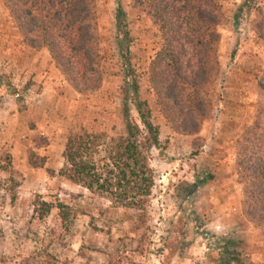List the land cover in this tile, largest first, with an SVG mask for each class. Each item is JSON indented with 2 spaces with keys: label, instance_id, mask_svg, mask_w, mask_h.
Returning a JSON list of instances; mask_svg holds the SVG:
<instances>
[{
  "label": "rangeland",
  "instance_id": "1",
  "mask_svg": "<svg viewBox=\"0 0 264 264\" xmlns=\"http://www.w3.org/2000/svg\"><path fill=\"white\" fill-rule=\"evenodd\" d=\"M120 1L139 99L148 103L160 128V145L150 160L157 180L149 212L114 207L60 176L70 132L116 136L126 130V70L115 39V0H97L107 75L101 89L87 94L50 66L47 49L23 43L0 1V259L3 264H216L220 253L232 249L221 241L228 238L237 244L240 264H264V227L245 218L239 180L252 153L264 162V0L220 1L221 69L212 114L197 137L175 134L158 111L145 72L160 47L157 29L132 0ZM195 69V61H187L184 73L191 77ZM32 153L46 158L42 167L31 165ZM206 175L212 178L189 194L191 183ZM40 201L65 204L75 214L66 224L57 209L40 219L35 212Z\"/></svg>",
  "mask_w": 264,
  "mask_h": 264
},
{
  "label": "trees",
  "instance_id": "2",
  "mask_svg": "<svg viewBox=\"0 0 264 264\" xmlns=\"http://www.w3.org/2000/svg\"><path fill=\"white\" fill-rule=\"evenodd\" d=\"M0 1L23 43L36 51L47 49L55 67L77 92L101 89L107 71L100 46L97 0ZM220 1L132 0L133 8L144 13L157 29L160 47L145 72L158 111L177 135L197 137L214 108L212 94L221 69V35L217 30L223 20ZM115 3V39L126 70V95L122 98L126 130L116 136L86 130L70 132L60 176L107 199L114 207L146 216L157 180L150 160L152 151L160 145V128L152 120L148 103L139 99L138 75L130 64L127 14L120 0ZM191 60L196 69L189 77L184 72L186 62ZM252 154L239 169L244 185L241 206L248 222L264 227V162L258 154ZM5 159L11 163L9 154ZM30 162L33 167H42L46 158L32 153ZM210 177L191 183L189 194ZM53 209H57L63 224L75 214L65 204L45 201H40L35 212L44 219ZM221 241L224 249H232L220 253L216 264H240L237 244L228 238Z\"/></svg>",
  "mask_w": 264,
  "mask_h": 264
},
{
  "label": "crops",
  "instance_id": "3",
  "mask_svg": "<svg viewBox=\"0 0 264 264\" xmlns=\"http://www.w3.org/2000/svg\"><path fill=\"white\" fill-rule=\"evenodd\" d=\"M54 65V63H52L50 66L52 67ZM55 66V65H54ZM56 68V67H55ZM226 215H223L225 218L226 217H228L229 219H230V216L227 214V213H225ZM218 228H219V226H218Z\"/></svg>",
  "mask_w": 264,
  "mask_h": 264
}]
</instances>
